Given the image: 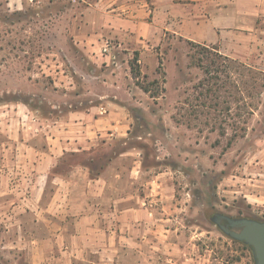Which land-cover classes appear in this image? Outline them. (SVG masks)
I'll return each instance as SVG.
<instances>
[{"label": "rangeland", "instance_id": "obj_1", "mask_svg": "<svg viewBox=\"0 0 264 264\" xmlns=\"http://www.w3.org/2000/svg\"><path fill=\"white\" fill-rule=\"evenodd\" d=\"M100 10L99 0H0V114L13 110L9 122L15 124L25 113L47 121L91 106H122L129 113L128 143L98 147L95 161L136 147L144 176H170L164 205L183 245L208 253L211 264H256L252 248L227 234L216 218L264 221V74L257 71L256 87L245 84L250 75L241 66L264 72V63L230 56L236 61L227 74L218 73L221 86L209 93L212 83L200 85L207 75L199 65V58H208L195 44L219 45L172 32L153 42L134 31L115 32L102 24ZM230 51L239 48L221 46V53ZM136 56L138 77L131 71ZM12 152L8 158L15 160ZM88 156L66 154L63 161ZM133 156L121 157L124 173ZM25 220L31 228L33 216ZM4 222L0 264H31L41 256L20 245V231Z\"/></svg>", "mask_w": 264, "mask_h": 264}, {"label": "crops", "instance_id": "obj_2", "mask_svg": "<svg viewBox=\"0 0 264 264\" xmlns=\"http://www.w3.org/2000/svg\"><path fill=\"white\" fill-rule=\"evenodd\" d=\"M99 8L102 24L115 32L134 31L151 42L172 32L219 50L237 46L229 56L264 63V0H99ZM101 107L47 121L25 113L15 124L13 110L1 112L0 222L20 231V245L41 253L31 264H211L208 253L183 245L169 223L170 176H144L134 146L95 161V149L118 140L126 145L130 134L122 106ZM12 151L15 160L8 158ZM78 153L88 160L64 163L66 154ZM127 154L134 156L124 173L120 160ZM26 215L33 216L31 228Z\"/></svg>", "mask_w": 264, "mask_h": 264}, {"label": "trees", "instance_id": "obj_3", "mask_svg": "<svg viewBox=\"0 0 264 264\" xmlns=\"http://www.w3.org/2000/svg\"><path fill=\"white\" fill-rule=\"evenodd\" d=\"M198 48L201 54L208 58L207 62L204 61V59L199 58V65L204 70L205 74L207 75V78L200 84L202 87L206 85L204 83L205 81L209 82V84L212 83V86L209 89V93L213 92L214 87L220 88V79L221 77L218 76V73L224 72L227 74L229 71V67L231 64L236 61L234 58L223 54L220 52L219 48L215 45H206L197 43L195 44ZM138 56L134 58V60L131 61V71L135 77H138V75L141 74L140 65L138 64ZM241 66L245 69V71L249 72V79H245L244 83L248 84V81L254 82V87L257 86V80H258V73L264 74L263 71L257 70L248 64L241 63ZM137 84L145 91V92H151V88L149 85L144 84L137 80ZM263 86V85H262ZM152 96H156V94H151ZM216 96V95H215Z\"/></svg>", "mask_w": 264, "mask_h": 264}, {"label": "water", "instance_id": "obj_4", "mask_svg": "<svg viewBox=\"0 0 264 264\" xmlns=\"http://www.w3.org/2000/svg\"><path fill=\"white\" fill-rule=\"evenodd\" d=\"M216 222L227 234L252 248L256 264H264V221L219 215Z\"/></svg>", "mask_w": 264, "mask_h": 264}, {"label": "flooded vegetation", "instance_id": "obj_5", "mask_svg": "<svg viewBox=\"0 0 264 264\" xmlns=\"http://www.w3.org/2000/svg\"><path fill=\"white\" fill-rule=\"evenodd\" d=\"M223 223H226V221H225V220H223Z\"/></svg>", "mask_w": 264, "mask_h": 264}]
</instances>
